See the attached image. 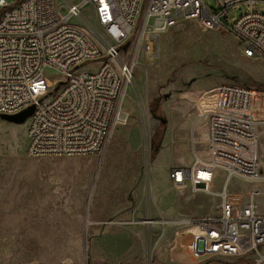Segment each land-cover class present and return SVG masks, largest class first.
Masks as SVG:
<instances>
[{
    "label": "rangeland",
    "instance_id": "rangeland-1",
    "mask_svg": "<svg viewBox=\"0 0 264 264\" xmlns=\"http://www.w3.org/2000/svg\"><path fill=\"white\" fill-rule=\"evenodd\" d=\"M201 1L215 6L214 0ZM253 9L264 15L263 4ZM246 11L244 5L230 10L226 26ZM136 63L133 87L123 102L126 123L110 133L99 155L27 157V120L13 124L0 119V264H251L257 258L198 262L199 251L182 254L194 233L178 222L215 216L225 177L215 171L209 195L193 193L188 185L171 183L170 169L192 162V146L208 160L200 142L205 129L191 122L211 111L209 91L246 87L258 93L257 107L264 116V62L246 58L230 33L188 20L160 37L155 59L138 57ZM96 67L83 65L77 72ZM44 76L49 87L61 79L50 70ZM169 125L174 135L165 150ZM259 136L261 177L264 127ZM253 185L230 180L227 203L247 204ZM256 203L264 211V196ZM145 214L153 222L148 227L137 223ZM259 253L264 256V246Z\"/></svg>",
    "mask_w": 264,
    "mask_h": 264
},
{
    "label": "built area",
    "instance_id": "built-area-1",
    "mask_svg": "<svg viewBox=\"0 0 264 264\" xmlns=\"http://www.w3.org/2000/svg\"><path fill=\"white\" fill-rule=\"evenodd\" d=\"M214 1L208 8L201 0H0V116L32 109L25 155H99L110 133L126 123L123 102L133 87L137 58L155 59L160 37L180 21L226 31L246 58L264 62V15L253 9L264 0ZM241 5L247 11L227 27L228 12ZM83 65L97 67L78 73ZM46 70L61 78L53 87ZM257 95L239 85L215 88L200 140L208 160L192 146L191 165L170 169L173 185L209 195L215 171L224 175L225 184L259 180ZM247 193L244 206L228 204L223 195L215 216L182 221L194 233L182 254L197 250L198 262L255 256L251 264H260L264 215L256 198L261 190L253 185ZM137 223L153 224L146 214Z\"/></svg>",
    "mask_w": 264,
    "mask_h": 264
},
{
    "label": "crops",
    "instance_id": "crops-1",
    "mask_svg": "<svg viewBox=\"0 0 264 264\" xmlns=\"http://www.w3.org/2000/svg\"><path fill=\"white\" fill-rule=\"evenodd\" d=\"M215 93V89H213V90H211V91H209L207 94H206V97L209 99L210 98V101H213V102H210V104H212L213 105V103H214V99H213V97H212V95ZM208 96H210V97H208ZM258 99V98H257ZM256 100V99H255ZM258 106V105H257ZM258 108V107H257ZM205 114V113H204ZM204 114H201V115H199L197 118H195L196 120H193V122H191L192 124V126H194V127H196V128H198L199 130H203L204 129V120H203V115ZM257 118L259 119V133L260 132H262V127H264V116H262L261 114H260V112H259V110H257ZM191 121V120H190ZM192 131H193V129H192ZM173 135H174V131H173V127H172V125L170 126L169 125V128H168V130H167V134H166V138H165V140H164V149L166 150V148H168L169 147V145L171 144V139L173 138ZM259 138H260V136H259ZM259 140V139H258ZM167 150H169V149H167ZM166 151H164L163 153H165ZM196 152V155H197V151H195ZM198 156V155H197ZM158 158H162V156H161V154H160V156L158 157ZM191 162L190 161H188L187 160V163H186V166H184V167H189L191 164H190ZM174 168H180V167H174ZM261 172H264V163H262V166H261ZM258 181H262V183H264V176H261L260 178H259V180ZM257 183V184H256ZM256 183H254V185H257L259 188H260V190H261V193H260V195L259 196H264V185L262 184V186L260 185H258V182H256ZM226 185L227 184H225L224 183V186H223V193L221 192L220 194H217L219 197H221L222 195H225L226 194ZM227 195V194H226ZM258 196V197H259ZM257 204V203H256ZM257 207H258V205H257ZM258 211H259V213L260 214H263L264 215V211H261V210H259V208H258Z\"/></svg>",
    "mask_w": 264,
    "mask_h": 264
},
{
    "label": "water",
    "instance_id": "water-1",
    "mask_svg": "<svg viewBox=\"0 0 264 264\" xmlns=\"http://www.w3.org/2000/svg\"><path fill=\"white\" fill-rule=\"evenodd\" d=\"M31 113H32V109H28V110H26V111H24L21 114L16 115V116L2 115V116H0V119L3 121H6L8 123L22 124L28 119V117L31 115ZM145 120H146V118H145ZM143 127H145V124L143 125Z\"/></svg>",
    "mask_w": 264,
    "mask_h": 264
},
{
    "label": "bare ground",
    "instance_id": "bare-ground-1",
    "mask_svg": "<svg viewBox=\"0 0 264 264\" xmlns=\"http://www.w3.org/2000/svg\"><path fill=\"white\" fill-rule=\"evenodd\" d=\"M162 44V43H161ZM144 110V109H143ZM142 116H143V121H144V119L146 118V116H145V114H142ZM223 193V192H222ZM226 195V194H225ZM221 197H223V195L221 196ZM182 221H180V222H178V224H182L181 223ZM264 259V256H261V258H259V260H263Z\"/></svg>",
    "mask_w": 264,
    "mask_h": 264
},
{
    "label": "trees",
    "instance_id": "trees-1",
    "mask_svg": "<svg viewBox=\"0 0 264 264\" xmlns=\"http://www.w3.org/2000/svg\"><path fill=\"white\" fill-rule=\"evenodd\" d=\"M159 120H160V119H159ZM160 123L164 125V124H165V121L160 120ZM157 151H158V150H154L153 153L156 155ZM153 153H152V154H153Z\"/></svg>",
    "mask_w": 264,
    "mask_h": 264
}]
</instances>
